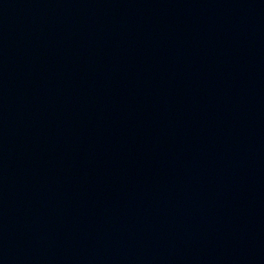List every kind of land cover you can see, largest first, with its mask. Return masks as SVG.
Segmentation results:
<instances>
[{
    "label": "water",
    "instance_id": "95a60500",
    "mask_svg": "<svg viewBox=\"0 0 264 264\" xmlns=\"http://www.w3.org/2000/svg\"><path fill=\"white\" fill-rule=\"evenodd\" d=\"M0 264H264V0H0Z\"/></svg>",
    "mask_w": 264,
    "mask_h": 264
}]
</instances>
